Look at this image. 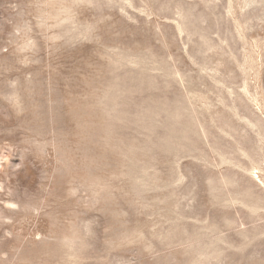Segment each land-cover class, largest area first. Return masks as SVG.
Instances as JSON below:
<instances>
[{
  "label": "rangeland",
  "instance_id": "374dc122",
  "mask_svg": "<svg viewBox=\"0 0 264 264\" xmlns=\"http://www.w3.org/2000/svg\"><path fill=\"white\" fill-rule=\"evenodd\" d=\"M0 264H264V0H0Z\"/></svg>",
  "mask_w": 264,
  "mask_h": 264
}]
</instances>
